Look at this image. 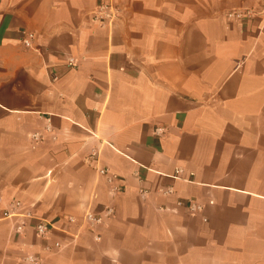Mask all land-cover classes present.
<instances>
[{
  "label": "crops",
  "instance_id": "0c3cea01",
  "mask_svg": "<svg viewBox=\"0 0 264 264\" xmlns=\"http://www.w3.org/2000/svg\"><path fill=\"white\" fill-rule=\"evenodd\" d=\"M259 2L0 0V264H264Z\"/></svg>",
  "mask_w": 264,
  "mask_h": 264
},
{
  "label": "built area",
  "instance_id": "2783aa9c",
  "mask_svg": "<svg viewBox=\"0 0 264 264\" xmlns=\"http://www.w3.org/2000/svg\"><path fill=\"white\" fill-rule=\"evenodd\" d=\"M100 8L104 9V14L101 17H108L111 18L113 16V13L116 11L114 7L109 3H102L100 5ZM226 15L228 17L238 18V19H247L255 16H260L264 18V0H260L258 8L254 7H241V8H231L227 10ZM34 39V34L31 31H24L23 36L21 38L22 43L26 47L32 46V41ZM69 65H73V59L70 57L67 62ZM163 132V127H155L154 133L160 134ZM32 137L36 138V133L32 135ZM180 169L175 170V176H178ZM98 172L102 175L106 176V180L108 182H112L117 175L115 173H109L107 168H98ZM117 189V186L113 185L111 187V191H115ZM163 193H167L171 191V187H166L165 189H161ZM1 201V197H0ZM177 205L185 206L190 211H196L200 209V205L197 204L194 200H186L183 201L181 199H178L176 201ZM113 214V208L110 205H106L102 212L99 213H93L91 211H86L80 220V223L84 222L89 224L90 226L100 224L103 222V220L110 215ZM24 216L28 218H32V214L28 209H25L24 205L19 200H11L8 204L4 206L1 212V216L3 217H14V216ZM35 220L32 223V227L35 231V233L39 236H46V234L50 231L51 226L47 225L42 218L36 217ZM67 220L71 223L76 222V218L74 216H69ZM21 226H17L19 229ZM55 245H58V242L54 243ZM29 264H37V258L34 255H29L26 257Z\"/></svg>",
  "mask_w": 264,
  "mask_h": 264
}]
</instances>
